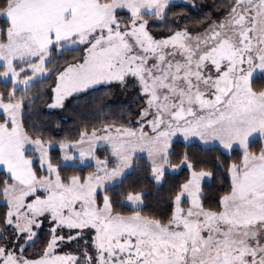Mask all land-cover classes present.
Instances as JSON below:
<instances>
[{
	"label": "snow or ice",
	"instance_id": "obj_1",
	"mask_svg": "<svg viewBox=\"0 0 264 264\" xmlns=\"http://www.w3.org/2000/svg\"><path fill=\"white\" fill-rule=\"evenodd\" d=\"M205 7L0 0V264H264V0ZM179 172L154 210L142 181Z\"/></svg>",
	"mask_w": 264,
	"mask_h": 264
},
{
	"label": "rangeland",
	"instance_id": "obj_2",
	"mask_svg": "<svg viewBox=\"0 0 264 264\" xmlns=\"http://www.w3.org/2000/svg\"><path fill=\"white\" fill-rule=\"evenodd\" d=\"M221 0H217L216 3H211L207 4L205 7L206 11L209 10V7H213L215 4L220 3ZM197 12L194 10L192 15L195 16ZM165 27V26H161ZM54 79V74L52 77H49L47 81H44L45 85V90H44V97L43 99H47L51 95V88L49 85L52 83ZM2 80V79H1ZM104 90L101 89L98 92L91 93L90 96L87 98V104H85V99L84 97H78L76 94H73L72 96H69L65 99V107L60 109H54V115L56 116L57 119H59L62 122V127L59 129L58 133H53L54 135H59V136H64V135H69L72 136L74 135L80 127L83 126L84 122L87 121L89 123V127L92 126L94 116L90 117L89 119L80 117L77 114L79 112H82L84 109H89L94 105V109L99 108L101 104H107L113 108V110H118L122 107H127L131 103V98L126 95L124 91H122L119 88H115L113 90V94L111 96H102V92ZM43 99L38 100L37 103L43 104ZM90 103L92 105H90ZM108 112L107 107L104 110V113L101 115L97 114L99 116L106 115ZM78 116V117H77ZM77 117V118H76ZM96 126H99L98 124ZM38 164V161H37ZM28 253H33L35 252V248L33 246H29Z\"/></svg>",
	"mask_w": 264,
	"mask_h": 264
},
{
	"label": "trees",
	"instance_id": "obj_3",
	"mask_svg": "<svg viewBox=\"0 0 264 264\" xmlns=\"http://www.w3.org/2000/svg\"><path fill=\"white\" fill-rule=\"evenodd\" d=\"M216 1L217 0H198V3H202L204 5H207V4L211 5V3H216ZM198 10L199 9H196L195 11L198 12ZM203 11L206 12V8H204ZM10 86H11L10 84L5 85L3 80L0 79V91H6L7 87H10ZM90 105H92V104L90 103ZM92 107H93L92 109H94V105H92ZM97 114L101 115V113H96L95 110H93V113H89L88 109H84L82 112H79L77 115L80 117H84V118L89 119L90 117L98 116ZM253 147H255V145H253ZM53 155H55V150L53 151ZM238 155H239V153L237 151H233L231 153V155L225 154V156L222 158L226 159V160H232V159L236 158ZM136 159L140 163L144 162L143 159L139 156ZM84 171L87 172V171H89V169L85 168ZM141 171H143V170H141ZM183 175H184L183 172H179L178 175H176V174L169 175L168 178L164 181L163 185L160 186L159 188L153 187L152 184L147 180L142 181V183L148 187L149 191L156 198V204L154 205V210L162 211L166 207L164 201L167 200L168 188H169L170 183L173 182L174 180H180L183 177ZM148 200H149L150 205H151L152 197H149ZM2 207H3V204L0 203V208H2Z\"/></svg>",
	"mask_w": 264,
	"mask_h": 264
},
{
	"label": "flooded vegetation",
	"instance_id": "obj_4",
	"mask_svg": "<svg viewBox=\"0 0 264 264\" xmlns=\"http://www.w3.org/2000/svg\"><path fill=\"white\" fill-rule=\"evenodd\" d=\"M201 11L200 9L198 10V12Z\"/></svg>",
	"mask_w": 264,
	"mask_h": 264
}]
</instances>
